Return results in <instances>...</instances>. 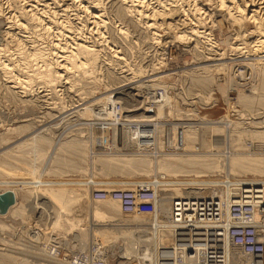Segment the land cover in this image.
<instances>
[{"label": "rangeland", "instance_id": "rangeland-1", "mask_svg": "<svg viewBox=\"0 0 264 264\" xmlns=\"http://www.w3.org/2000/svg\"><path fill=\"white\" fill-rule=\"evenodd\" d=\"M100 1H101V3L102 2L103 3L101 4L102 6L100 4H99L100 6L97 4L98 8L100 7L99 9H101V13L102 14H106V15L103 16V19H105L104 20L105 26L103 24V28L105 27L104 30H103V34H104V36H106L108 38V40L110 41L109 43H111V45L115 42L113 44V46H115L117 48V50H119V51H118V54H117L118 56L113 54L116 57H113L112 60H111V57L113 55H112V52H110L111 50L108 48L109 47L108 44L104 43L103 45H100L101 48H99V45H96V44H102L103 40H99L100 38L96 37L97 35H94L93 32H91V35H90L89 34L90 31L85 30V31L89 32V33L86 32V35L89 34L90 37L94 35L92 38H90V42L95 37L94 40L91 42V44H94V47L97 48V49H100V53H102V51H103L102 54H104V56L102 55L103 58L100 55V58H102V59L99 58L100 61L98 60L99 62H102V64L98 63V61H97V64H96L97 66L99 64V67H96L97 71H95V73H94V75L97 76V78L94 77L93 73L92 74H88V75H87V73L85 74V76L87 75L86 76L87 78L89 77V75L91 76V77H89V79L91 78L90 80L87 79L86 77H83L84 74H83L82 77L77 75V77L79 78V81L76 78V76H72V77L69 76L68 78L71 77L74 82L75 81L78 82V83L77 82L74 83L72 81L74 83V85L70 86L71 88H69V86H67V84H65L63 82H61L60 84L58 82V84H56L55 86H48V85L46 86V85H43V83L40 80L34 79L32 81V83H31V85H32L31 88L28 90L29 92L26 91V92L20 93L19 90H15L17 88L11 87L12 88L11 89L10 87H8L11 84L6 83L3 80L4 77L0 74V138L2 140H8V141H5V142L4 141L1 142V139H0V162L2 161L0 164H3V165L6 164V166H8V167H10L11 169L14 170V171L13 170H9L7 167L0 168V181L1 182L2 181H7L9 183L10 187H21V183H25V182L31 181V179L35 178V176L37 174L38 175L36 177L40 176L42 178V180L54 181V182L55 181L56 182H59V181H76L77 182V181H82V180L88 179V178H90L92 176H94L95 178L97 177V179H100V180H110V181L112 180V181L124 182V180H132V179L135 180L137 178L138 174H139L138 178L140 176H142V175H140V171L141 170H139V169H138L139 173H137L138 170L135 169L137 171L136 172L134 169H132V170H130V172H132L134 170L133 171L134 173L132 172L133 174L131 173V174L128 175L125 170L129 171L130 167H127V169H126V166H128V165H125V164H126V161H129L128 158L130 156H131V158L133 156H137V157L139 155L141 156V154H142V156H147L149 153H147V154L140 153L139 154V152H138V154L136 153V155H134V152H133V154H131L132 152H130L131 155L129 153H127V155L128 156L130 155V156L128 157L126 155L128 158L125 160L123 158L125 156H123V157L121 156V154L125 155L124 153H121L120 155L118 154L121 157H119L117 154L115 155L114 153H112V154L111 153H107L108 155L111 154V157H107L108 155L104 156V154H106V153L101 152V151L98 150L99 151V155L100 156L102 155L100 157L97 154V156L100 157V158H103V156H104V157H106V159L108 158L107 161L112 160V163H114L113 160L116 159L115 156H117L119 159L121 158L120 162H121V160L123 162V163H120L123 166L122 165L119 166L120 164H119V162L117 160L118 158H117L115 160V162L117 161L115 164L116 165L118 164L117 165V170H116L117 172L114 171V172H112V173H110L108 175L106 174V175H103V176H102L103 172H100V170L98 171L97 167H96V170H94V168H95L94 164L92 162H90L91 161L90 158H89L90 161H88V157L83 153V150H85V147L87 145H91V144L95 143L98 140H100L101 142L102 141L106 142L105 145L108 146L109 143L107 141H110V143H111L112 140H113V142H114L116 140L115 138H117V136L120 137V140H122L123 137H121V134L123 136V134H125L126 131L128 132V131H131V130H133V131L140 130V129L136 130L133 127H126V126L120 127V130H118V128H114L113 126H110L108 128V130H103L101 132V135L94 136V131L92 130L93 126H91V124L89 122L92 121V120H99V119L103 118L102 115H101V113H102L101 110L97 109V107L98 106H102V104L105 103V100L106 101H113L114 99L120 103V115H121L120 118H122V123L130 124L129 122H131V121H136V122H141V123L147 122L144 131H146V130L148 132L151 131L150 135L152 134L151 137H152V139H154V143L156 142L155 144H159V148L151 147L155 152H154V154H152V153L149 154L151 156H149V155L147 156V157H150V158H154V156L156 158V155L158 154L157 151L158 152H162V151H159V150H163V147H162V144H161V136H162V123L165 122V121L160 120L161 118H165L166 116H171V117L172 116H180V117H184L185 121H183V129L182 130L186 129V131H190V133H191V130L192 131L202 132L200 134L198 132H194L195 134L192 132V134H194L195 137L197 136V133H198L197 137H200V136H202L201 134L206 133V132H203V129H205L204 127L207 126L210 123H214L215 121H217V122L219 121L221 123H224V124H222L223 128H220L221 125L220 126L218 125L219 128L210 127L209 125H208L209 129L206 128L207 129L206 130L207 133L204 135V137H206V139L207 138L208 139L204 142V144L202 146L203 148L200 146L201 148L198 149V150H200L198 152H199V154L201 156L198 154L200 158L198 157V160H197L198 162L197 163H201L202 164V166H201V164H197L198 166L196 168L198 170L196 168H194L196 170H194L193 168L189 169L190 167L186 166L187 169H189V171L188 170H186V171H188V172L191 171V172L190 173L187 172L188 174L187 173L185 174V171L182 172L184 169H186V167L183 165L185 168L182 167L183 170L179 169V170H182V171L178 170V172H181V173H184V174L180 173L181 174L180 175L178 172H176V170H174V171H169V173L167 175L168 171L166 173H163L164 170H161L162 172L160 171V174H159L158 171L160 169L158 171H156L157 168H155V166H153V171H152V169H151L152 165H151L150 166V171L148 170L149 173H145V175L148 174L145 177H147V178L149 176H153L154 177V175L157 173V175H159L158 177L162 178V176H163V178L164 177H165V179L167 178L166 179L167 181H171V179H170L171 176L175 177V178H177L179 180L193 181V180H196V179L197 180L198 179L211 180V179H215V177L219 178L221 176L222 177L226 176L228 178H233V179L234 178H241L242 175L245 176V174L247 173L246 171L241 170V171H243V172H241L238 169H236V167L234 168L233 167L234 165H232L230 163L231 162L233 163L235 161L234 160L230 161L227 158L225 159V157H229V156H227L228 154H230V157H231V155L235 156L233 152L235 150H239V149H236V146H237L236 144H238V145L240 144L241 145V142H242L241 140H239L238 136H240L241 139H243V137H242L243 132H244V135L246 134V136H248V135H251V134L253 135L252 131H255L256 132L255 134H257V133H259V132L264 130V123H263L264 122V103H263L264 100H263V102L261 101L263 99L262 97H264V95H260V93L262 94V91L260 90L261 88L259 89L260 82H261V81L259 82V80H260V69H261V64H263V62H264L262 60L264 58V50H263L264 46L262 48L260 47L259 50H256V51L253 50L254 47H252V45H254L255 42H251L252 39L251 38L249 39V37L248 38L245 37L244 39H242L240 41H236L237 43H235L234 41H232V43H231V40H229V39L231 38V33L233 31L231 29H228V28H224V29L221 30V27L219 28V26L213 25L214 23L211 24L212 23L211 22V23H207V24H199V28L200 29H205L207 31H210L209 32L210 33L209 38H211V40L214 42V43H211L213 45H211V47H209V46H206L207 42H205V44L202 42L204 45L203 44H200V45H203V47H206V48L205 49H202V47L201 48H197L200 52L196 51V50H194V52H193V50L188 48V46H187L188 43H185V41L184 42H179V44H178V42L173 44L172 41H176V39L172 35H170L168 33V31H169L168 29H167L168 31L165 30V29H164L165 31H163L162 27L161 28H155V30L150 29V32H151L150 33L149 29H144L143 28L144 26L142 25V23L138 24V25H140L139 27L135 26V28H134L133 25H136L137 23L132 21L131 23H133V22L135 23V24L133 23V25H132L131 23H129L127 21L128 20L127 17L121 18L122 16L120 15V12H119L121 9L119 8V11H118V7H120V5H118V4H120V2L118 0H106V1L105 0H100ZM155 1L156 0H154V2ZM200 1L205 3V5L207 7L210 8V6H211V9L215 10L216 7L214 5H215L216 2L213 4V2L209 3L207 0H200ZM40 2H42V1H40ZM40 2L38 1V3H40ZM94 3H96V1H94ZM207 3H209V4H207ZM154 4H156V2ZM56 5L57 4H55V3H51L50 7H52V9H55V8H57ZM2 6H4L3 8H5L6 4H3ZM115 6H116L117 9L115 8ZM101 7L103 8V10H102ZM156 7H158V6L156 5ZM167 7H169V6H167ZM75 8L76 7H74L71 12L75 13V11H76L77 13H79V14H77V13L76 14L79 17H81L82 21H84V19L86 17L88 19V13H86L85 11L82 12V9H80V11H79V9H75ZM5 10L7 11L6 8H5ZM102 11H104V13ZM116 11L119 12V13H117ZM116 13L120 16L121 20H118L120 18L117 19L118 15ZM180 13H182V12H180ZM84 14H86V17L83 19L82 16H85ZM70 16L73 17V15H70ZM114 17H116V18H114ZM175 17L176 16H174L173 19H175V21H177V19H176L177 17L176 18ZM87 19H85L84 22H86L85 24H87L88 27H90L91 25H89L90 23H87V22H89V21H86ZM116 20L119 22L120 26H122V24H123L122 27H123V29H125L126 32L124 31V33H123L116 26V24L118 25V23H116L117 22ZM124 20H126L128 23L126 21H125L126 22L125 23ZM157 20H159V19H157ZM4 22H5L4 20L3 21L0 20V25H2V27L0 26L1 27L0 28V47L4 51V52L3 51L1 52L2 54H4V55H2V58L11 61V63L15 65L19 61L18 49L16 50L17 53L15 52V49L18 47V46L16 47L15 40L19 36H18V34L16 35V33H14V32H11V31L9 32L7 30V28H5L7 30L6 31L4 29V27L7 24H5ZM245 25H248L251 28L254 27L253 24L248 23L247 21L245 22ZM181 26L182 25L179 26V31H181L182 33H185V31L183 32V29H184L183 27L184 26H182V27ZM180 28L182 30H180ZM161 29H162V31L164 33L161 31ZM118 30H120L121 33H119ZM151 30L155 31L159 35V37H157V38L152 40L151 37L153 38V34H152L153 31H151ZM184 30H186V29H184ZM3 32H5L4 35H3ZM8 32L11 33V34L8 35L9 34ZM5 35H6V37H5ZM15 35H16V37H14ZM9 36H10V39H8ZM3 37H4V39H3ZM12 38H13L14 41L12 40ZM96 39H98V40L96 41ZM100 41H101V43H100ZM201 41H206V39L203 38L199 42H201ZM151 42H153L154 44L151 43ZM170 43H172V45H171L172 48H169L170 47V45H169ZM174 45H177V47H179L180 50L177 49V47H175ZM21 47H22V50L26 49V51H24L26 53H27V51L31 52L33 50V48H31L29 46V44H27L26 41H24V42L22 41L19 49H21ZM234 47H239V50H237V51L234 50ZM181 49H183V50H181ZM104 50H105V52L107 51V53H105ZM108 50H110L109 52L111 54L108 52ZM212 50L215 51V52H213ZM220 51L224 52V55H220L219 54ZM10 52L12 53V55H11ZM14 52H15V54H14ZM8 53H9V55H6ZM13 54H14V56H13ZM108 54H109V56L110 55H112V56L109 57ZM106 55H107V57H105ZM203 55L204 56L206 55V57H204ZM189 56H191V57L189 58ZM107 58H109V59H107ZM219 58H221V59H219ZM105 60H108V62L110 61L109 63H110V65H112V67L111 66L109 67L108 65H106L105 63H107V61L105 62ZM257 60H258V62H256ZM111 62H112V64H111ZM223 62L227 63L226 67H223V71L222 70L218 71V70L214 69L213 67H210L211 68V69L209 68L210 72L206 73V74H208L207 75L208 78H209V76H211L209 78V86H206V87L202 88L201 86H197V85H195L192 82L194 80L193 78L195 77L194 75H196L197 73L200 74V75L205 74L206 66H209V65H212V64L213 65L214 64H219V63H223ZM114 65H115L116 69L113 67ZM100 66H101V68H100ZM103 66H105V69L107 67L106 71H105ZM199 68H202L201 70H203V71L205 70V72H201V70L199 71ZM98 70H101V71L98 72ZM111 70H116V71H111ZM194 70H196V72ZM197 70H198V72H197ZM107 71L108 72L110 71L113 74H110V72L108 73ZM96 72L98 73L97 75H96ZM193 72H194V75L193 74L191 75V73H193ZM106 75H107V77H106ZM110 75H111V77L113 75L112 78H116V77L117 78L114 79V81H112L113 79L110 77ZM80 78L83 79V80H81ZM94 78H96V79H94ZM208 78H206V79H208ZM97 79H99V80L97 81ZM109 79H111L112 82ZM66 80H68V79H66ZM91 80H92V82H91ZM70 81H68V82H70ZM87 82L89 83V85H87L88 84ZM91 83H93L97 87H95L92 84L95 88L91 89V87H92V86H90ZM4 84L10 90L7 87H6L7 88L6 89L3 86ZM142 84L144 86L149 85L150 87L159 86L163 90L165 89V91L167 89H171V90H173V94L171 95V94H168L167 92H166V94H163V92H161L159 99L156 102H154L153 106L150 107V106H148L149 99H148V101L146 99L145 100V104H143L142 97L144 96L145 93L144 94L143 93L140 94L141 92L139 93V87L143 86ZM152 84H155V85L153 86ZM82 86H83L84 89L82 88ZM78 87H79V89H78ZM4 88H5V91H4ZM91 90H92V92H91ZM18 95H21V96H18ZM140 96H141V100H138L137 98L140 97ZM108 98H110V99L108 100ZM112 98H114V99H112ZM164 99H166V100H164ZM243 100H245V101H243ZM103 107L105 108V111H106L104 116L107 117V118L112 119V121H113V119H114L113 111L111 109H109L108 106H106V107L103 106ZM216 118H218V119H216ZM211 119H214V121L211 120ZM27 124H28V128H25L26 131H24L25 129L21 128V126L22 125H27ZM233 124H234V126H233ZM18 126H20V127H18ZM21 129H23V130H21ZM210 129H213V130L216 129L217 130V135L220 134V132H221L220 130H222L224 132V133L223 132H221V133L224 134L225 139H227V138L228 139L226 140V144H225L226 146H225V149L223 151H225V152L227 151L226 152L227 154L225 152H223V151H222L223 153L220 152V151H216L215 148H213L214 146H216L215 145L216 142L213 141L212 137L216 135V134H214V133H216V130L212 132V130H210ZM11 130H12V132H11ZM209 130L214 135L212 133H210ZM235 130L236 131L238 130L239 132L237 131L238 132L237 133ZM257 130H258V132H257ZM13 131H15L14 132L15 134L13 133ZM21 131H22V133H21ZM152 131H153V133H152ZM154 131H155V133H154ZM228 131L229 132L233 131V132L229 133ZM245 131H248V133H250V134L247 135V133H245ZM234 132H236L238 134L237 138H235V140L236 141H240V143L239 142L236 143L235 140H232L233 142L231 141V137L233 135H236V133H234ZM239 133H241V134H239ZM28 134H29V136H34L33 140H32V143L36 142L35 140H37V139L44 138L45 141L48 140V141H50V142H52L54 144H57V145H58V142L60 140V142H62V144H64L63 142L71 143L73 146H71V148H70L68 145H64V146H62L64 148L52 149V150H50V152L48 151L49 153L47 152L45 157H44V162L46 161L45 164L47 163L46 165L48 166L47 167L48 170H44V171L36 170V171H38V172H36V171H34V169H32L30 167L29 168H25V164L22 165L23 163H27V162L30 161V158L28 157L30 154H26V153H28V149H30V148H28L29 145L28 146L25 145L26 147H24L22 149L23 152H24V150L26 151V152H24V154L21 151L19 152L23 156H20L21 154H19V153L14 154V152L12 151V150H14V148H13L14 145H17L20 142L23 143V141L25 142V140H28L29 136H26ZM36 134H37V136H36ZM157 134H159V135H157ZM188 134H189V132H188ZM154 135H157L158 138H157V136H154ZM209 135H211L212 137L210 138ZM35 136H36V138H35ZM84 136H85V138H87L88 141H86V139L83 138ZM114 136H116V137H114ZM191 136H189V137H191ZM246 136H244V137H246ZM72 137H73V139H72ZM96 137H98V140L95 139ZM234 137H236V136H234ZM89 138H92L91 142H90L91 139H89ZM181 138H182L183 141H185V139H187L185 136H183V137L181 136ZM213 138H215V137H213ZM83 139H84V141H82ZM68 140H69V142H68ZM72 140L73 141L75 140V142H73ZM76 140L79 141V142H77ZM182 140H181V142H182ZM12 142H14V143L11 144ZM82 142L83 143L86 142L87 144L86 143L83 144ZM207 142H210V143H207ZM9 143L11 144L10 146H9ZM77 143L80 144L81 146L78 145ZM59 144H61V143H59ZM74 144H75V146H74ZM191 144L195 145L194 143H191ZM191 144H190V146H192ZM84 145H86V146L84 147ZM111 145L113 147L115 146L112 143L109 144L110 147H111ZM65 146L67 147L66 149H65ZM190 146H184V145L181 144L180 145V150L178 152L180 153L182 150L184 151V149L186 150L185 153L186 152L187 153L191 152L190 150H192V148ZM73 147H76L77 150L81 149V151H78L79 156H76L75 152H77V150H74L75 148L73 149ZM188 147H190V148H188ZM232 147L233 148L235 147L233 152L231 151L233 149ZM244 147L245 148L249 147L248 149H250V150H248V149L244 150L245 152L250 153V154H248V156L255 154V158L257 157L256 156L257 152L256 151H255L256 153H254V151L251 152V149L255 150V149H258V148H255L253 146H244ZM114 148L116 149L117 146L114 147ZM206 148L208 150L212 151L213 153L216 152L215 155L218 154V156L220 158L217 155H216L217 159L212 158L209 155V152H208V150ZM240 148L244 149L243 146L240 147ZM61 149L62 150L64 149V151H62ZM68 149H70V150H68ZM111 149H112V147H111ZM56 150H58V151H56ZM259 150H262V151L258 152V153H260L259 156L264 155V154H262L264 150L263 149H259ZM2 151L4 152V156H3ZM8 151L10 153L12 151L16 158H14L12 153L10 154ZM68 151H70V153L72 151V153L74 155L70 154ZM94 151H96L95 154L98 153L97 149H94ZM52 152H54V153H52ZM202 152H204V153H202ZM219 152L222 153V155ZM162 153L163 154L159 153V155H161V157L163 155V157H166V158L167 157L170 158V156H171V158H173V156H175V154H176V153L175 154L173 153V156H172V153L169 155V154H167L169 152H164V150H163ZM179 153H177L176 156ZM187 153L185 154L186 156H191V154H192V152L188 153V154ZM52 154L53 155L55 154L54 156H56V157L55 158L51 157V156H53ZM81 154H82V156H80ZM203 154H205V155H203ZM224 154H225V156H224ZM113 155H115V156H113ZM159 155H157V156L159 157ZM68 156H69L70 159L73 158V159H71V161L69 159V162H67L69 165L68 164L65 165V164L61 163V161L59 162V160H62V159H64L66 161L65 158H67V161H68ZM222 156H224V158H222ZM20 157H24V158H20ZM46 157H47L48 160L46 159ZM74 157H75V159H74ZM79 157H80V159H78ZM83 157H86V158H83ZM112 157H114V158L112 159ZM18 158H20V159H18ZM26 158H27V160H24ZM50 158L53 161H51ZM76 158L78 160H80V163H79L78 160H76ZM8 159H9V162H8ZM11 159H13V160L15 159V160L12 161ZM17 159L19 161L23 160V162L22 161L18 162ZM85 159H87V161H85ZM199 159H200V161H199ZM210 159H212V160H210ZM64 160H62V161H64ZM72 160L73 161L75 160V161L72 163ZM213 160H217V162L222 163L221 164L222 166L220 165L222 167L221 169L222 170L224 169L222 172H221V169L218 170L219 172L216 171L217 168L214 169V170L213 169H210V170L206 169L205 164H207V163L209 164V162L211 163V161L214 162ZM242 160L243 159H241L239 162L242 163V165H245V166H250L251 164L254 163V161L250 160L251 164H250V161L248 162L249 164H247L246 161H248L249 159H244L245 162L242 161ZM76 161H78V162L76 163ZM35 162H36L37 165L41 163L38 159H36ZM70 162L72 163L71 165H70ZM89 162L91 163V167H90V164H88ZM175 162H178V161H175ZM7 163H8V165H7ZM9 163H11V165H9ZM48 163L50 165H48ZM83 164H88L89 166L86 165V167H84ZM178 164L181 165V163H178ZM63 165H65V166H63ZM53 166L54 167L57 166V167L53 169ZM81 166H83L84 169H81L82 168ZM75 167H76V170H75ZM87 167H89V169L91 168L90 169V173L85 170V169L89 170ZM118 167L120 168L119 171H118V169H119ZM18 168L21 171H19ZM121 168H124L123 170H124L125 173L122 172L123 170ZM7 169H8L9 172L7 171ZM25 169L26 170L29 169L30 172H32V170H33V172H32L33 174L29 173V171L28 170L26 171ZM59 169H60V171H59ZM92 169H93V172L96 173V171H97L98 173L100 172L102 174H100V173L99 174L98 173L94 174V173L91 172ZM205 170H207V171H205ZM22 171H24V172H22ZM82 171H84V173H82ZM120 171L122 173H120ZM142 171H141V173L147 172V171H143V172ZM194 171H196V172L201 171V172H199V176L196 179H195V175H197L198 173L193 175ZM19 172H21V173H19ZM63 172H65V173H63ZM85 172H86V174H85ZM118 172H119V174H118ZM150 172H152L153 175L150 174ZM154 172H155V174H154ZM42 173H44V174L42 175ZM161 173H162V175H161ZM200 173H202V176H200L201 175ZM214 173L215 174L218 173L216 175H219L221 173V176L219 175V176H215L214 177L213 176ZM89 174L91 175L90 177L87 176ZM92 174H94V175H92ZM123 174H127V175H123ZM163 174H165V175H163ZM173 174H175V176ZM222 174L223 175L225 174V175L223 176ZM250 174H251V172L246 174L247 179L251 180L249 182H253V181L254 182H260V181L256 180V178L248 177V176H251ZM131 175H134V176H131ZM157 175H155V177H157ZM105 176H107V177H105ZM252 176H256L257 177L258 174L257 175L256 174H254V175L252 174ZM40 177H38V178H40ZM65 183L60 184L59 186L54 185L53 188L54 187L55 188L52 189L54 192H56V195L58 196V198H60V200L61 199H65V198H67L69 196H72V195H76V198H77L78 202H80L81 204L83 202L85 203V204L84 203L83 204H84V206L87 207L86 212H88V214H90L91 212L98 213L100 222L104 223L106 221V219H108L110 217V214H108L107 211H106L107 213L104 211V208L101 205L100 201L99 202H91L89 200V198L87 197L89 195L87 193L88 190H86L83 185H77V184L76 185L75 184L71 185L68 182H65ZM198 185L194 186V188L197 187V186L198 187H203V188H200V189H202L200 191H203V189L205 190L207 188V187L204 188L205 184L203 185V183H201V184L199 183ZM1 186L2 185L0 184V187ZM198 187L195 188V189H192V190L199 191ZM26 190H27V188L25 189L26 194L34 192V190L37 191L34 188H32L31 190H29V188H28V191H26ZM66 190L69 191V193L71 195H69V193L66 192ZM6 191L7 190H5L3 192H6ZM9 191H11V190H9ZM80 191H81V193H80ZM25 192H23V193H25ZM82 193H84L83 195H85V193L88 194V195H85V197H84V198H86L87 202H86L85 199H83V195H80ZM77 194L79 195V197H78ZM194 196H196V195H194ZM190 197L191 196H189V198ZM48 198H50V197H48ZM185 198H187V197H185ZM14 199H15V197H14ZM29 199L30 200H34L33 197H30V198H28L26 200H29ZM46 199L47 198H45L46 202L49 201L48 199L47 200ZM50 199H52V198H50ZM54 200H53V205L56 204V207L54 206L53 209L50 208V205H48V204L45 205V206H48V210H51V213H49L48 215H51L52 213H54V216H53V214L51 215L52 217L49 216L50 219L48 218V222L46 221V222L42 223V225L45 224L46 228L44 227V225H43V227L45 229H47L48 226H50V222H53L55 220V218H56V220L58 219V221H56V220L55 221L60 223L59 220H63L64 217H66L67 219L65 218L66 220L64 219L62 222L68 221L70 219L69 222H65L66 224H69L70 226H68V225L66 226L65 223H63L64 225L61 223L62 225L61 224L60 225L63 226L64 230L61 229L63 231L57 232L58 236H56V234H55V235H53V237L51 239H48L47 237L44 238L42 236H39L41 234L39 232H41V231H39V230L36 231V229L34 231L32 228H29V229H27L28 232L26 231V229L24 227L25 226L24 224L31 222L32 221L31 218L33 219V217L35 216V213L33 214L32 211H31L32 214L29 211L27 213L26 212L27 210L24 211V214L25 213L29 214V215H27L28 218H26L25 216L23 218L20 215L19 216L15 215V217H14V215H9L8 217L2 218V220L0 219L3 223H6L7 220H9L7 222V225L8 224L10 226L12 225V227L14 226L13 228H16V226H17L16 229H18L20 227V225H21V228L23 227L22 230H25L29 235L27 234L28 236L27 235L26 236H21L22 234L20 235V234L14 232L13 230H11L10 227H9L10 229L9 228L6 229V233H10V231H11V233H13V234H15L17 236L19 235V236H21V238L22 237L23 238L24 237L25 238L26 237L30 238L29 237L30 235L32 236L34 233L36 234L34 236L37 238L38 244L36 243L35 246L33 247L34 248L33 254L28 256L29 260H30V264H63L62 262H64L65 260H67V261H69L71 263V262L74 261V259H77L76 257H78V259L79 258L80 259H85L86 258L85 254L88 255L87 256L88 257L87 258V263H89V264H95V263L104 264L105 262H102L101 260L100 261H98V260L96 261V260H94L93 257H91L93 255V245H92V243L90 241V238L93 237V233L91 232V230L86 229V225H85V223L83 224V220H81V223H80V222H78L80 220L75 221L76 219L72 218V215L74 213L73 211L75 209V208L72 207L73 205L69 203V204H66V205L65 204L61 205V207H60V205L57 202V200H55V201ZM14 203H15V201L9 206V208ZM20 203H23V200H19V202H18V204H17V206L15 208L18 209L19 206L21 208H23V204H20ZM69 205L73 209H69L68 210L67 207L70 208ZM62 206H65V207H62ZM9 208H7L6 212L8 211ZM21 208H20V210H21ZM60 208L61 209L65 208V209L61 210ZM100 209H102V210H100ZM67 210L69 212H71V213L68 212L69 215L68 214L65 215V211L67 212ZM157 210H159V207L157 208ZM100 211H101V213H99ZM102 211L105 212L106 214L103 213ZM6 212L5 213H0V215L6 214ZM102 213L104 215H107V214L108 215L107 216H104V215L102 216ZM70 214H72L71 218L73 220H71V218H69ZM158 215H159V212H158ZM10 216H11V218H10ZM16 216H18L19 218H16ZM20 217L22 219H24V220L20 219ZM105 217H106V219H104ZM13 218H16V219L13 220ZM5 219H7V220L5 221ZM11 219H12V221H11ZM28 219H29V221H27ZM109 219L108 220L110 222L112 218H109ZM115 219L116 218H114L113 221ZM108 220H107V222H108ZM33 221H35V220H33ZM71 221H75V223L71 222ZM88 221H89V219H88ZM120 221L130 222L132 220L121 219ZM20 222H22V223H20ZM70 222H71V224H70ZM76 222H78V223H76ZM79 223H80V228H79ZM22 224L24 226H22ZM76 224H77V226H76ZM65 226H66V228H64ZM67 227H68V229H67ZM114 227L115 226H112L110 228H114ZM21 228H19V229H21ZM44 228H42V229H44ZM73 228H74V231L72 230ZM81 229H82V231H81ZM68 230L73 231V232H70ZM29 231H30V233H29ZM83 231H84V233H83ZM85 232H86V234H85ZM59 233L61 235L63 234L62 236H64V233H65L68 237L65 236V237H63L64 239L61 240L62 236H60ZM80 235L82 236L83 239H85V238L88 239L87 240L88 251L87 252L85 251L86 253L84 252V250H85V249H83L84 247L81 246L82 245V243H81L82 241H80V240L82 238H81ZM84 235L85 236L89 235V236L85 237ZM34 236H32L31 240L33 239ZM58 237L60 238L61 241L59 240ZM27 238L25 240L22 239V241L23 242L25 241L28 244H30V242H29L30 239H27ZM57 239L60 241L59 244H58L59 246L57 244H56L57 246L54 244L57 241ZM63 241H64V243H63ZM68 242H69V244L71 243V245L68 246L69 244H67L65 248H62ZM116 242H118V241H116ZM135 244H137V241L135 242ZM167 244H168V246L172 245V240H171L170 243H167ZM74 245H75V247H73ZM9 246L11 248H13V249H16L15 245H13V244H11ZM71 246L73 247V249H72ZM108 246L110 247L109 243L105 246L104 251L106 250V251H109L108 253H110V250H109ZM168 246H166V247H168ZM157 247L164 248L165 246H157ZM157 247H156V245H155V247L153 246V248H151V249H153V251L150 250L152 254L149 251L150 254H149V256H147L148 258H145L144 260L138 258L139 256L138 257L136 256L139 260L137 261V258H136L135 259L136 261H134V259H133L135 264H155L156 261H153V259H155V257H156L155 255H157L156 254L157 253V249H155ZM51 248H52V251L54 250V252H57V251H55V249L59 250L58 251V257L57 256L55 257V256H53L54 254H51V252H50ZM64 249H66V251ZM77 250H79L80 253ZM115 250L117 251L118 249H115ZM116 251H114V254H113L115 257L112 256L113 257V259H112L113 263H112V260H111L110 264H117V262L118 263L122 262L124 260L123 255L124 256H132V254H133L131 251H129V253L131 255L129 253L123 254L124 252L122 250H120V249H119L120 254H119V252H116ZM121 252H122V254H121ZM154 253H155V255H154ZM118 257H120V258H118ZM117 259H119V261ZM127 260L128 259H125L124 261H127ZM152 261H153V263H152ZM134 262L132 264H134ZM160 262H159L160 264H162V263L164 264L166 261L164 260V261H160ZM0 264H1V261H0ZM83 264H84V262H83ZM105 264H109V263L106 262Z\"/></svg>", "mask_w": 264, "mask_h": 264}, {"label": "bare ground", "instance_id": "bare-ground-1", "mask_svg": "<svg viewBox=\"0 0 264 264\" xmlns=\"http://www.w3.org/2000/svg\"><path fill=\"white\" fill-rule=\"evenodd\" d=\"M38 1L40 2V1H42V2H40V3H38ZM94 1H96V3H94ZM106 1V0H105ZM119 2H120V4H118V5H120V7H118V11H119V8L121 9L119 12H120V15L122 16L121 18H125V17H127L128 18V22L129 23H131L132 21H134L135 23H137L136 25H133V23H131L133 26H134V28H135V26L137 27H139L140 25H138V24H141L142 23V25L144 26L143 28L144 29H149V32H150V29H153V30H155V28H163V31H165V30H167L168 31V33L170 34V35H172L175 39H176V41H172V43L173 44H175V43H177L178 42V44H179V42H184L185 41V43H188V48L189 49H191V50H193V52H194V50H196V51H199L197 48H201L202 47V49H205L206 47H203V45L205 44V42H207L206 44V46H209V47H211V45H213V44H211V43H214L212 40H211V38H209V36H210V31H207V30H205V29H200L199 28V24H207V23H211V24H213V25H217V26H219V28L221 27V30L222 29H224V28H228V29H231L233 32L231 33V38L229 39V40H231V43H232V41H234L235 43H237L236 41H240V40H242V39H244L245 37H249V39L251 38L252 39V41L251 42H255L254 43V45H252V47H254V49L253 50H259L260 49V47L262 48L263 46H264V0H207L209 3H211V2H213V4L215 3V10L214 9H211V6H210V8L209 7H207L206 5H205V3H203V2H201L200 0H156L155 2H156V4H154L155 2H154V0L152 1V0H118ZM116 2V1H115ZM206 2V1H205ZM51 3H55V4H57L56 6H57V8H55V9H52V7H50V4ZM103 3V2H102ZM101 3V1L100 0H0V20H4L5 22V24H7L5 27H4V29L5 28H7V30L10 32H14V33H16V35L18 34V38H16V40H15V44H16V49H15V52L17 53V49H18V52H19V61H18V63L17 64H12L11 63V61H9V60H7V59H3L2 58V55H4V54H2L1 52L3 51V49L0 47V74L4 77V81L6 82V83H9V84H11L10 86H8V87H13V88H17V89H15V90H19V92L20 93H22V92H26V91H28L30 88H31V83H32V81L34 80V79H37V80H40L42 83H43V85H48V86H55L56 84H58V82H59V84L61 83V82H63V83H65V84H67V86H69V88H71L70 86H72V85H74V83H76L77 81H73L72 80V76H76V78L78 79V81H79V78L77 77V75L78 76H80V77H82L83 76V74H84V76L83 77H86L88 74H92L93 73V75H94V73H95V71H97V68L96 67H99V64H98V66L96 65L97 64V61L99 60L100 61V59H102L103 58V56H104V54H102L103 53V51H102V53H100V49H97V48H95L94 47V44H91V42L94 40V38L92 39V41L90 42V38H92L94 35H97L96 37H98V38H100L99 40H103V43L102 44H96V45H99V48H101L100 47V45H103L104 43H106V44H108V48L111 50H108V52L110 51V52H112V55L114 54V55H117L118 54V51L119 50H117V48L115 47V46H113V44L115 43H113L112 45H111V43H109L110 41L108 40V38L106 37V36H104V34H103V30H104V28H103V24H104V20L105 19H103V16L104 15H106V14H102L101 13V9H99L98 8V5L100 4H102ZM209 3H207V4H209ZM3 4H6V9H7V11L5 10V8H3L4 6H2ZM98 4V5H97ZM116 4V3H115ZM212 4V5H213ZM54 5V4H53ZM99 5V6H100ZM156 5L158 6V7H156ZM52 6V5H51ZM55 6V5H54ZM53 6V7H54ZM102 6V5H101ZM114 6V5H113ZM167 6H169V7H167ZM213 6V7H214ZM74 7H76L75 9H79V11H80V9H82V12L83 11H85L86 13H88V19H87V17H86V14H84L85 16H82L83 17V19L85 18V19H87L86 21H89V22H87V23H90L89 25H91L90 27H88V25L87 24H85L86 22H84L85 21V19H84V21H82V19H81V17H79L77 14H79V13H77L76 11H75V13H73V12H71L72 10H73V8ZM162 7V8H161ZM182 7V8H181ZM206 7V8H205ZM102 8V7H101ZM115 8H116V6H115ZM74 9V10H75ZM117 9V8H116ZM6 12H5V11ZM102 10H103V8H102ZM78 11V10H77ZM213 11V12H212ZM216 11V12H215ZM84 12V13H85ZM103 13H104V11H102ZM109 12V11H108ZM117 12V11H116ZM119 12H117V13H119ZM180 12H182V13H180ZM77 13V14H76ZM116 13V14H117ZM70 15H73V17H71ZM118 15V14H117ZM116 15V16H117ZM115 16V15H114ZM119 16V15H118ZM117 16V19L118 18H120V16L118 17ZM168 16V17H167ZM173 16V17H172ZM174 16H176L175 18L177 19V21H175V19H173L174 18ZM185 16V17H184ZM170 17V18H169ZM172 17V18H171ZM114 18H116V17H114ZM113 18V19H114ZM121 18L120 19H118V20H121ZM157 19H159V20H157ZM115 20V19H114ZM113 20V21H114ZM117 21V20H116ZM126 20H124V22H125ZM126 21V22H127ZM248 22V23H251V24H253L254 25V27L253 28H251V27H249L248 25H245V22ZM112 22V21H111ZM125 22V23H126ZM127 22V23H128ZM106 23V22H105ZM116 23H118V25L116 24V26L124 33V31H125V29H123V24H122V26H120V24H119V22L117 21ZM121 23V22H120ZM134 23V24H135ZM2 24V23H1ZM114 24V23H113ZM180 25H182V26H184L183 28L184 29H186V30H184L183 29V32L185 31V33H182L181 31H179V26ZM1 27H2V25H0ZM104 26H105V24H104ZM113 26V25H112ZM115 26V25H114ZM132 26V27H133ZM159 26V27H158ZM181 26V27H182ZM0 27V28H1ZM125 27V26H124ZM216 27V26H215ZM113 28V27H112ZM127 29V28H126ZM140 29V28H139ZM143 29V30H144ZM165 29V30H164ZM216 29V28H215ZM6 30V29H5ZM6 30V31H7ZM85 30H87V31H90V33L89 32H87V31H85ZM120 30H118V32L119 33H121V31ZM153 30H151V31H153ZM180 30H182L181 28H180ZM3 31V30H2ZM140 31V30H139ZM161 31H162V29H161ZM162 31V32H163ZM8 32V33H9ZM86 32L87 33H89L90 35H91V32H93L94 33V35L93 36H91L90 37V35L89 34H87L86 35ZM126 32V31H125ZM7 33V32H6ZM151 33V32H150ZM164 33V32H163ZM5 34V32H3V35ZM11 33H9L8 35H10ZM148 34V33H147ZM152 34H153V38L151 37V39L153 40V39H155V38H157V37H159V35L155 32V31H153L152 32ZM7 35V34H6ZM6 35H5V37H6ZM16 35L14 36V37H16ZM125 35V34H124ZM123 35V36H124ZM168 35V34H167ZM127 36V35H126ZM148 36V35H147ZM151 36V35H150ZM166 36V35H165ZM169 37V36H168ZM124 38V37H123ZM203 38H205L206 39V41H201V42H199L201 39H203ZM3 39H4V37H3ZM2 39V40H3ZM8 39H10V36H9V38ZM15 39V38H14ZM147 39V38H146ZM12 40H13V38H12ZM98 39H96V41H97ZM14 41V40H13ZM22 41L24 42V41H26L27 42V44H29V46L31 47V48H33V50L31 51V52H28L27 51V53L26 52H24V51H26V49L25 50H22V47H21V49H19L20 48V45H21V43H22ZM156 41V40H155ZM154 41V42H155ZM158 41V40H157ZM204 44H203V43ZM11 43V42H10ZM45 43V44H44ZM96 43V42H95ZM98 43V42H97ZM100 43H101V41H100ZM151 43H153V42H151ZM172 43H170L169 45H170V47L169 48H172ZM154 44V43H153ZM177 44V45H178ZM181 44V43H180ZM200 44H203V45H200ZM246 44V43H245ZM177 45H174L175 47H177ZM250 45V44H249ZM132 46V45H131ZM186 46V47H187ZM15 47V46H14ZM29 47V48H30ZM106 47V46H105ZM30 48V49H31ZM107 48V49H108ZM152 48V47H151ZM215 48V47H214ZM233 48V47H232ZM163 49V48H162ZM177 49H179V47H177ZM210 49V48H209ZM212 49V48H211ZM217 49V48H216ZM215 49V50H216ZM29 50V49H28ZM180 50V49H179ZM181 50H183V49H181ZM214 50V49H213ZM212 50V51H213ZM234 50H239V47H234ZM264 50V49H263ZM7 51V50H6ZM14 51V50H13ZM12 51V52H13ZM30 51V50H29ZM160 51V50H159ZM203 51V50H202ZM209 51V50H208ZM207 51V52H208ZM218 51V50H217ZM4 52V51H3ZM15 52H14V54H15ZM104 52H105V50H104ZM109 52V53H110ZM134 52V51H133ZM139 52V51H138ZM147 52V51H146ZM200 52V51H199ZM213 52H215V51H213ZM11 53V52H10ZM105 53H107V51L105 52ZM235 53V52H234ZM14 54H13V56H14ZM111 54V53H110ZM219 54L220 55H224V52H222V51H220L219 52ZM6 55H9V53L8 54H6ZM11 55H12V53H11ZM100 55L102 56V58H100ZM112 55H110V56H112ZM112 56L111 57V60H112V58L113 57H116V56ZM153 55V54H152ZM16 56V55H15ZM108 56H109V54H108ZM109 56V57H110ZM118 56V55H117ZM142 56V55H141ZM204 56V55H203ZM5 57V56H4ZM105 57H107V55L105 56ZM191 56H189V58H190ZM204 57H206V55L204 56ZM209 57V56H208ZM9 58V57H8ZM100 58V59H99ZM211 58V57H210ZM16 59V58H15ZM107 59H109V58H107ZM217 59V58H216ZM219 59H221V58H219ZM17 60V59H16ZM124 60V59H123ZM194 60V59H193ZM263 61H264V58L262 59ZM98 61V63H101L102 64V62H99ZM107 61V63H105L106 65H108L109 67L111 66L112 67V65H110V61L108 62V60H105V62ZM114 61V60H113ZM157 61V60H156ZM159 62V61H158ZM256 62H258V60L256 61ZM14 63V62H13ZM162 63V62H161ZM100 64V65H101ZM111 64H112V62H111ZM114 64V63H113ZM118 65V64H117ZM151 65V64H150ZM226 65H227V63H225V62H223V63H219V64H212V65H209V66H206V72H205V70L203 71V70H201L202 68H199V71L201 70V72H205V74L207 73V72H210V70H209V68L210 67H213L214 69H216V70H218V71H223V67H226ZM155 66V65H154ZM153 66V67H154ZM104 67V69H105V66H103ZM115 69H116V67H115V65L113 66ZM122 67V66H121ZM100 68H101V66H100ZM111 69V68H110ZM109 69V70H110ZM121 69V68H120ZM204 69V68H203ZM211 69V68H210ZM102 70V69H101ZM101 70H98V72L99 71H101ZM107 70V67H106V69H105V71ZM118 70V69H117ZM111 71H116V70H111ZM123 71V70H122ZM121 71V72H122ZM152 71V70H151ZM195 72H196V70H194ZM108 72V71H107ZM110 72V71H109ZM108 72V73H109ZM120 72V73H121ZM197 72H198V70H197ZM87 73V75L85 76V74ZM200 73V72H199ZM98 73L96 72V75H97ZM105 74V73H104ZM107 74V73H106ZM110 74H113V73H111L110 72ZM117 74V73H116ZM194 75V72L193 73H191V75ZM196 74V73H195ZM198 74V73H197ZM194 75L195 77L192 79L193 81V83L195 84V85H197V86H201L202 88L203 87H206V86H209V78L211 77V76H209V78H208V74H203V75H200V74H198V75ZM210 74V73H209ZM115 75V74H114ZM1 76V77H2ZM69 76H71L70 78H68ZM89 77H91L90 75H89ZM89 77L87 78V79H89ZM94 77H96L97 78V76H95L94 75ZM106 77H107V75H106ZM110 77H111V75H110ZM112 77H113V75H112ZM111 77V78H112ZM116 77V76H115ZM96 78H94V79H96ZM117 78V77H116ZM116 78H112L113 80L112 81H114V79H116ZM192 78V77H191ZM206 78H208V79H206ZM66 79H68V80H66ZM81 79V78H80ZM91 79V78H90ZM89 79V80H90ZM93 79V78H92ZM62 80V81H61ZM71 80V81H70ZM81 80H83V79H81ZM80 80V81H81ZM85 80V79H84ZM99 79H97V81H98ZM101 80V79H100ZM110 81H111V79H109ZM68 81H70V82H68ZM74 83H73V82ZM96 81V80H95ZM111 81V82H112ZM116 81V80H115ZM120 81V80H119ZM118 81V82H119ZM122 81V80H121ZM261 81V82H260ZM4 82V83H5ZM39 82V81H38ZM72 82V83H71ZM91 82H92V80H91ZM259 82H260V86H259V89L262 91V94L260 93V95H264V62H263V64H261V69H260V80H259ZM78 83V82H77ZM88 83V82H87ZM94 83V82H93ZM93 83H91L90 84V86H92L91 87V89L93 88H95V87H97L96 85H94ZM114 83V82H113ZM192 83V84H193ZM211 83V82H210ZM84 84V83H83ZM95 86H93V85ZM105 84V83H104ZM193 84V85H194ZM8 85V84H7ZM87 85H89V83L87 84ZM86 85V86H87ZM143 85V84H142ZM153 86L155 85V84H152ZM157 85V84H156ZM5 88L7 87L5 84L3 85ZM2 86V87H3ZM144 86V85H143ZM149 86V85H148ZM196 86V87H197ZM7 87V88H8ZM105 87V86H104ZM156 86H154V87H150L151 89H153V88H155ZM5 88H4V91H5ZM6 88V89H7ZM68 88V89H69ZM82 88H83V86H82ZM9 89V88H8ZM12 89V88H11ZM78 89H79V87H78ZM84 89V88H83ZM108 89V88H107ZM10 90V89H9ZM149 91V90H148ZM9 92V91H8ZM17 92V91H16ZM29 92V91H28ZM91 92H92V90H91ZM116 92V91H115ZM4 93V92H3ZM129 93V92H128ZM18 94V93H17ZM77 95V94H76ZM116 95V94H115ZM18 96H21V95H18ZM163 96V95H162ZM165 96V95H164ZM77 97V96H76ZM107 97V96H106ZM167 97V96H166ZM261 97V96H260ZM17 98V97H16ZM115 98V97H114ZM114 98H112V99H114ZM163 98V97H162ZM165 98V97H164ZM253 98V97H252ZM263 99L261 100L262 102H263V100H264V97H262ZM18 99V98H17ZM20 99V98H19ZM110 98H108V100H109ZM247 99V98H246ZM250 99V98H249ZM258 99V98H257ZM104 100V99H103ZM115 100V99H114ZM113 100V101H114ZM164 100H166V99H164ZM169 100V99H168ZM259 100V101H260ZM7 101V100H6ZM106 101V100H105ZM116 101V100H115ZM243 101H245V100H243ZM252 101V100H251ZM106 102H109V101H106ZM31 103V102H30ZM264 103V102H263ZM28 104V103H27ZM91 105V104H90ZM90 107V106H89ZM106 107V106H105ZM98 108V107H97ZM84 112V111H83ZM49 114V113H48ZM231 119V118H230ZM67 120V119H66ZM214 121V120H213ZM201 122V121H200ZM215 122H217V121H215ZM214 122V123H215ZM219 122V121H218ZM258 123V122H257ZM264 123V122H263ZM203 124V123H202ZM204 125V124H203ZM210 127H214V125H213V123H210V124H208ZM203 126L205 129H203V132H206L207 133V129L206 128H208L209 129V126ZM260 125V124H259ZM69 126V125H68ZM76 126V125H75ZM233 126H234V124H233ZM18 127H20V126H18ZM202 127V128H203ZM21 128H28V124L27 125H22L21 126ZM215 128H219V126H216ZM220 128H223L222 126L220 127ZM191 129V128H190ZM14 130V129H13ZM21 130H23V129H21ZM47 130V129H46ZM153 130V129H152ZM205 130V131H204ZM210 130H212V132L213 131H215L216 129H210ZM210 130H209V132H210ZM228 130V129H227ZM233 130V129H232ZM10 131V130H9ZM24 131H26V129L24 130ZM78 131V130H77ZM221 132H223L222 130H220ZM230 131V130H229ZM228 131V132H229ZM236 131V130H235ZM238 131V130H237ZM236 131V132H237ZM250 131V130H249ZM11 132H12V130H11ZM15 131H13V133H14ZM151 132V131H150ZM150 132H148L147 130L146 131H144L143 132V134L142 135H144V136H146V137H151V135H150ZM188 132H189V134H188ZM192 132L194 133V132H198V131H192L191 130V133H190V131H186V129L185 130H182V134H181V136L183 137V136H185L187 139H185V141H183L182 140V138H181V140H182V142H181V144L182 145H184V146H190V144L191 143H194L195 145H192V146H190L191 148H192V150H190L191 152H192V154H191V156H186L185 154L187 153H185V149H184V151L182 150L180 153L182 154H180L179 152V154L176 156V154H175V156H173V153H172V156H173V158H171V156H170V158H166V157H163V155H162V157H161V155H159V153L160 154H163L162 152H163V150H159V151H162V152H158L157 150V155H159V157L156 155V158H155V156H154V158H150V157H147L149 154H151V153H149L147 156H142V154H141V156L139 155L138 157L137 156H133L132 158H131V154H133V152L128 156L127 155V153L128 152H124V154L125 155H122L121 153H117V155L119 154H121V156L123 157V156H125V157H123L125 160L128 158V160L129 161H126V164L125 165H128V166H126V169H127V167H130L129 168V171L128 170H125L126 171V173L129 175V174H131L135 169L136 170H143V171H147V172H143V173H141V171H140V175H142V176H140L139 178H138V176H139V174H138V176H137V178L135 179V180H133L132 179V181H137V182H143V183H151L153 186H155V193H156V196H157V208L159 207V210H157V212H156V216H155V220L150 224H146V223H144L141 219H138V218H136V217H132V216H128V215H124V214H121L120 212H119V210H118V207H117V204L114 202V201H100L101 202V205L103 206V208H104V211L106 212H108V214H110V217L109 218H112L111 219V221L109 222V220L108 219H106V217L104 218V219H106V221L104 222V223H102V222H100L99 221V215H98V213H93V212H91L90 214H88V212H86V210H87V207L86 206H84V204L82 203H80V202H78V200H77V198H76V195H72V196H69V195H71L70 193H69V191H67L66 190V192H68L69 193V197H67V198H65V199H61L60 200V198H58V196L56 195V192H54L52 189H54L53 188V186L54 185H57V186H59L60 184H63V183H65V182H68V183H70L71 185H73V184H77V185H83L84 187H85V189L86 190H88V194H89V186L91 185V184H93V183H97V182H107V181H110V180H100V179H97V177L95 178L94 176H92V177H90L91 175L89 174V175H87V176H89L90 178H88V179H85V180H82V181H59V182H54V181H45V180H42V178L40 177V176H38V177H40V178H38V177H36L35 176V178H32L31 179V181H29V182H25V183H21V187H10V185H9V183L7 182V181H0V184L2 185L1 187H0V193H2L3 191H5V190H7L6 192H10V194L12 195V200H11V202L5 207V209L2 211V212H0V213H5L6 212V210H7V208H9V206L15 201V203L8 209V211L6 212V214H2V215H0V219L2 220V218H4V217H8L9 215H14V217H15V215H20L21 217H23L24 218V216L26 217V218H28V216L27 215H29V214H24V211H26L27 213H28V211L29 212H33V214L35 213V216L33 217V219L31 218V222H29V223H26V224H22V226H24L25 227V229H26V231H27V229H29V228H32L34 231H35V229H36V231H41V232H39V233H41L39 236H42V237H47L48 239H51L52 237H53V235H55L56 234V236H58L57 234V232H60V231H63L64 229H63V226H61L63 223H65V222H69L70 221V219L68 220V221H65V222H62L66 217H64L63 218V220H59L60 221V223L59 222H56V221H58V219L56 220V218H55V220L53 221V222H50V226H48V228L47 229H45L46 227H45V224H43L44 225V227H43V225H42V223L43 222H48V218H49V216H51L52 214H53V216H54V213H52L51 215H48L49 213H51V210H48V206H45V205H50V208H54V206L56 207V204L55 205H53V200L55 199V200H57V202L59 203V205H60V207H61V205H66V204H72L73 206V208H75L74 209V213H73V215L72 214H70V217L69 218H71V215H72V218L73 219H76L75 221H77V220H80V221H78V222H80L81 223V220H83V224L85 223V225H86V229H88V230H91V232L93 233V237H91L90 238V241H91V243H92V245H93V255L91 256V257H93L94 258V260H98V261H102V262H108L109 264H110V262H111V260L113 259V257L112 256H114L113 254H114V251H116L115 249H118L116 252H119V249L120 250H122L124 253L123 254H127V253H129V251H131L133 254H132V256H124L123 255V258H124V260L125 259H128L127 261H122V262H117V264H132L134 261H136L135 259L138 257V258H140V259H142V260H144L145 258H148L147 256H149V254L151 253V251H153V249H151V248H153V246L155 247V245L156 246H168V244L167 243H170L171 242V240H172V233H171V229H170V227L168 226V223H167V212H168V203H169V200L171 199V198H173V197H187V198H189V196H193V197H202V196H205V195H207V194H209L211 191H214L215 190V188L213 189V188H209V184H211L212 182H214V179H211V180H204V179H196L198 176H199V172H201V171H199V172H196V171H194L193 173V175H195V174H197V175H195V179L196 180H193V181H188V180H179V179H177V178H175V177H170V179H171V181H167L166 179H165V177L163 178V176H162V178H160V177H158L159 175H157V173L155 174V172H154V174L155 175H157V177H155V175H154V177L153 176H149L148 178L147 177H145L146 175H148V174H146L145 175V173H149V171H150V166H151V169H152V171H153V166H155V168H157V170L156 171H158L159 169V174H160V171L161 170H164L163 171V173H166L167 171V175H168V173H169V171H174V170H176V172H178V170L179 169H182L183 170V168H185L186 166L187 167H190L189 169H191V168H196L198 165L197 164H201V163H197L198 161V157H199V152L198 151H200V150H198L199 148H201L202 146H203V144H204V142L208 139H206V137H204V135L206 134V133H204V134H201L202 136H200V137H197L198 136V133L200 134V133H202V132H198L197 133V136L195 137V133L194 134H192ZM212 132H210V133H212ZM233 131H231V132H229V133H232ZM236 132H234V133H236ZM239 132V131H238ZM237 132V133H238ZM243 132V131H242ZM251 132V131H250ZM257 132H258V130H257ZM18 133V132H17ZM20 133V132H19ZM21 133H22V131H21ZM152 133H153V131H152ZM154 133H155V131H154ZM158 133V132H157ZM219 133V132H218ZM224 133V132H223ZM236 133V135H231L232 137H231V141L232 140H235V138H237V134ZM245 133H247V135L248 134H250V133H248V131H245ZM252 133H253V135L251 134V135H248V136H246V134L244 135V132H243V134H242V137H243V139H241V137L240 136H238L239 137V140H241L242 142H241V145L243 146V148L244 149H242V148H240V147H242L240 144L238 145V144H236V143H240V141H236L235 140V144L238 146H236V149H239V150H235L234 151V149H235V147L231 150L233 153H234V155L235 156H233V155H231V157H230V154H228L227 156H229V157H225V159L227 158V159H229L230 161H235V162H231L230 164H232V165H234L233 167L235 168L236 167V169H238L239 171H241V170H244V171H246L247 173H249V172H251V176H248V177H253V178H256V180H258V181H262V182H264V155H262V154H264V151H263V153L261 154L262 156H259L260 155V153H258V152H260V151H262V150H259V149H263L264 150V130L263 131H261V132H259V133H257V134H255L256 132L255 131H252ZM15 134V133H14ZM137 131H133V130H131V131H126V133L125 134H123V136H122V134H121V137H123V139L122 140H120V137H118L117 136V138H115L116 140L113 142V140H112V144L113 145H115L114 147H116L119 143H120V145L122 146V145H124V144H126V141H129V140H131V141H134V140H136V138L135 137H137ZM192 136H191V135ZM213 134V133H212ZM214 134H216L217 135V130H216V133H214ZM213 134V135H214ZM239 134H241V133H239ZM39 135V134H38ZM157 135H159V134H157ZM157 135H154V136H157ZM191 136V137H189V136ZM215 135V136H216ZM219 135V134H218ZM217 135V136H218ZM246 136V137H244V136ZM26 136H29V134L28 135H26ZM36 136H37V134H36ZM36 136H35V138H36ZM44 136V135H43ZM234 136H236V137H234ZM25 137V136H24ZM23 137V138H24ZM33 137L34 136H29V138H28V140H25V142L23 141V143L22 142H20V143H18L17 145H14V150H12L13 152H14V154H17V153H19L20 151L21 152H23L22 151V149L24 148V147H26L25 145H29L28 146V148H30V149H28V153H26V154H30L28 157L30 158V161L29 162H27V163H23L22 165H24L25 164V168H32V169H34V171H36V170H38V171H44V170H48V166L45 164V162H44V157H45V155H46V153L49 151L50 152V150H52V149H60V148H64V147H62V146H64V145H68L70 148H71V146H73L71 143H65V142H63L64 144H62V142H60V140H59V142H58V145L57 144H54V143H52V142H50V141H45L44 140V138H40V139H37V140H35L36 142H33L32 143V140H33ZM94 137V136H93ZM114 137H116V136H114ZM208 137V136H207ZM209 137L211 138V135H209ZM39 138V137H38ZM83 138H85V136L83 137ZM157 138H158V136H157ZM227 138V137H226ZM230 138V137H229ZM1 139V138H0ZM5 139V138H4ZM22 139V138H21ZM64 139V138H63ZM71 139V138H70ZM72 139H73V137H72ZM75 139V138H74ZM82 139V138H81ZM86 139V141H88L87 140V138H85ZM89 139H91L90 140V142L92 141V138H89ZM95 139H97L98 140V137H96ZM156 139V138H155ZM160 139V138H159ZM213 139V138H212ZM215 139V138H214ZM213 139V140H214ZM228 139V138H227ZM226 139V140H227ZM18 140V139H17ZM23 140V139H22ZM50 140V139H49ZM79 140V139H78ZM158 140V139H157ZM216 140V139H215ZM215 140H214V142H215ZM230 140V139H229ZM2 141H8V140H2L1 139V142ZM16 141V140H15ZM71 141V140H70ZM73 141V140H72ZM77 141V140H76ZM81 141V140H80ZM82 141H84V139L82 140ZM99 141V140H98ZM106 141V140H105ZM67 142V141H66ZM68 142H69V140H68ZM73 142H75V140L73 141ZM77 142H79V141H77ZM97 142V141H96ZM109 144H111L110 143V141H107ZM150 142L152 143L151 144V147H154V148H159V144H155L154 143V139H152V137H151V139H150ZM158 142V141H157ZM211 142V141H210ZM210 142H207V143H210ZM233 142V141H232ZM14 142H12L11 144H13ZM56 143V142H55ZM59 143H61V144H59ZM83 143V142H82ZM81 143V144H82ZM84 143H86V142H84ZM83 143V144H84ZM106 143V142H105ZM107 143V144H108ZM159 143V142H158ZM10 143H9V146L11 145ZM78 144V143H77ZM82 144V145H83ZM87 144V143H86ZM109 144H108V146H109ZM206 144V143H205ZM24 145V146H23ZM78 145H80V144H78ZM77 145V146H78ZM216 145V144H215ZM23 146V147H22ZM74 146H75V144H74ZM81 146V145H80ZM86 145H84V147H85ZM201 146V147H200ZM234 146V145H233ZM244 146H253V147H255V148H258V149H251V152H253L254 151V153H256V158H255V154H253V155H250V156H248V154H250V153H248V152H245L244 150H247L249 147H244ZM22 147V148H21ZM83 147V148H84ZM111 147H113L112 145H111ZM113 147V148H114ZM183 147V146H182ZM190 147H188V148H190ZM6 148V147H5ZM67 147L65 146V149H66ZM75 148V149H74ZM82 148V149H83ZM94 147H93V145L91 144V145H87L86 147H85V150H83V153L88 157V161H90V162H92L93 164H94V166H95V168H94V170H96V167H97V169H98V171L100 170V172H103V174L102 173H100V174H102V176L103 175H108V174H110V173H112V172H114V171H116L117 170V165L115 164L116 162H115V160L118 158L117 156H115V155H113V156H115L116 157V159H114L113 160V162L114 163H112V160H110V161H107V159H106V157H104V156H107L108 154L106 153V154H104V156H103V158H100L101 156L99 155V151L97 150V152L98 153H96L95 154V152L96 151H92V149H93ZM118 148V147H117ZM116 148V149H117ZM203 148V147H202ZM7 149V148H6ZM26 149V148H25ZM73 149L74 150H77L76 149V147H73ZM96 149V148H95ZM115 149V148H114ZM152 149V148H151ZM207 149V148H206ZM27 150V149H26ZM62 150V149H61ZM60 150V151H61ZM68 150H70V149H68ZM72 150V149H71ZM153 150V149H152ZM208 150V149H207ZM214 150V149H213ZM248 150H250V149H248ZM258 150V151H257ZM11 151V153H12V155L14 156V154H13V152ZM56 151H58V150H56ZM62 151H64V149L62 150ZM61 151V152H62ZM78 151H81V149L80 150H77V152H75V154H76V156H79V154H78ZM215 151V150H214ZM256 151V152H255ZM6 152V151H5ZM9 152V151H8ZM16 152V153H15ZM24 152H26L25 150H24ZM24 152H23V154H24ZM48 152V153H49ZM55 152V151H54ZM54 152H52V153H54ZM66 152V151H65ZM69 153H70V151H68ZM154 150H153V153L152 154H154ZM164 152H166V151H164ZM191 152H188V153H191ZM208 152H209V155L212 157V158H214V159H217V156H218V154H216L215 155V153H213L212 151H210V150H208ZM220 152H222V151H220ZM219 152V153H220ZM223 152H225V151H223ZM222 152V153H223ZM227 152V151H226ZM225 152V153H226ZM231 152V153H232ZM2 153H3V156H4V152L2 151ZM10 153V152H9ZM10 153V154H11ZM68 153V154H69ZM187 153V154H188ZM202 153H204V152H202ZM207 153V152H206ZM222 153H220L221 155H222ZM229 153V152H228ZM6 154V153H5ZM19 154H21V153H19ZM51 154V153H50ZM70 154H73L72 153V151H71V153ZM78 154V155H77ZM97 154L100 156V157H98L97 156ZM112 154V153H111ZM111 154H109L107 157H111ZM138 154V153H137ZM140 154V153H139ZM144 154H147V153H144ZM156 154V153H155ZM167 154H171L170 152L169 153H167ZM199 154V155H198ZM227 154V153H226ZM11 155V156H12ZM53 155V154H52ZM55 155V154H54ZM51 156V157H56V156ZM74 155V154H73ZM72 155V156H73ZM97 157H96V156ZM118 155V156H119ZM128 157H127V156ZM134 155H136V153L134 152ZM203 155H205V154H203ZM19 156V155H18ZM20 156H23L22 154L20 155ZM71 156V155H70ZM80 156H82V154L80 155ZM84 156V155H83ZM121 156H119V157H121ZM149 156H151V155H149ZM153 156V155H152ZM201 156V155H200ZM224 156H225V154H224ZM224 156H222V158H224ZM6 157V156H5ZM8 157V156H7ZM61 157V156H60ZM59 157V158H60ZM135 157V158H134ZM176 159H175V158ZM208 157V156H207ZM219 157V156H218ZM9 158V157H8ZM14 158H16L15 156H14ZM20 158H24V157H20ZM20 158H18V159H20ZM28 158V159H29ZM53 158V159H54ZM63 158V157H62ZM65 158V157H64ZM83 158H86V157H83ZM89 158H90V160H89ZM105 158V159H104ZM114 157H112V159H113ZM122 158V159H123ZM200 158V157H199ZM220 158V157H219ZM17 159V160H18ZM36 159H38L41 163L40 164H36V162H35V160ZM46 159H47V157H46ZM66 159V161L64 160V159H62V160H64V161H62V160H59V162L61 161V163H63V164H68L67 162H69V156H68V161H67V158H65ZM71 159H73V158H71ZM71 159H70V161H71ZM74 159H75V157H74ZM78 159H80V157L78 158ZM77 158H76V160H78ZM111 159V158H110ZM121 159V158H120ZM120 159L118 158L117 160H118V162H119V164L120 163H123L122 162V160H121V162H120ZM241 159H243L242 161H244V159H249L248 161H246L247 162V164H249L248 162L250 161V160H252V161H254V163L253 164H251V161H250V166H245V165H242V163H240L239 161L241 160ZM12 161H14L13 159H11ZM24 160H27V158L26 159H24ZM48 160V159H47ZM50 160H51V158H50ZM95 160V161H94ZM210 160H212V159H210ZM4 161V160H3ZM20 161H22L23 162V160H20ZM19 160H18V162H20ZM51 161H53V160H51ZM50 161V162H51ZM56 161V160H55ZM75 161V160H74ZM73 160H72V163L74 162ZM79 161V163H80V160H78ZM78 161H76V163L78 162ZM82 161V160H81ZM84 161V160H83ZM85 161H87V159H85ZM175 161H178V162H175ZM199 161H200V159H199ZM214 162H212L211 161V163L209 162V164L207 163V164H205V167H206V169L208 170H210V169H216L217 168V170L216 171H218V170H220L222 167V163H219V162H217V160H213ZM2 162V161H1ZM0 162V163H1ZM5 162V161H4ZM8 162H9V159H8ZM58 162V163H59ZM66 162V163H65ZM88 163V164H90V167H91V163ZM245 162V161H244ZM243 162V163H244ZM16 163V162H15ZM60 163V164H61ZM71 162H70V165L72 164ZM75 163V164H76ZM82 163V162H81ZM86 163V162H85ZM130 163V164H129ZM178 163H181V165H179ZM219 163V164H218ZM224 163V162H223ZM18 164V163H17ZM21 164V163H20ZM54 164V163H53ZM56 164V163H55ZM74 164V165H75ZM88 164H83L84 165V167H86V165H88ZM92 164V165H93ZM245 164V163H244ZM7 165H8V163H7ZM9 165H11V163H9ZM19 165V164H18ZM21 165V166H22ZM48 165H50L49 163H48ZM65 165H63V166H65ZM69 165V164H68ZM122 164H120L119 166H121ZM130 165V166H129ZM185 167H184V166ZM204 165V164H203ZM221 165V166H220ZM58 166V165H57ZM56 166V167H57ZM89 166V165H88ZM123 166V165H122ZM181 166V167H180ZM201 166H202V164H201ZM200 166V167H201ZM2 167H7L9 170H13V169H11L10 167H8V166H6V164H0V168H2ZM16 167V166H15ZM56 167H54L53 166V169L54 168H56ZM68 167V166H67ZM82 168L81 169H84V167L83 166H81ZM93 167V166H92ZM125 167V166H124ZM180 167V168H179ZM183 167V168H182ZM187 167H186V169H184L183 171L182 170H179V171H182V172H184L185 171V174L189 171V169H187ZM23 168V167H22ZM73 168V167H72ZM80 168V167H79ZM88 169H89V167H87ZM119 168V167H118ZM219 168V169H218ZM8 169H7V171H8ZM15 169V168H14ZM62 169V168H61ZM91 169V168H90ZM90 169L89 170H87V169H85L86 171H88L89 173H90ZM122 170L124 169V168H121ZM132 169H134L132 172H130V170H132ZM197 169V168H196ZM196 169H194V170H196ZM17 170V169H16ZM18 170L19 171H21L19 168H18ZM26 170V169H25ZM28 171H29V169H27ZM26 170V171H27ZM58 170V169H57ZM73 170V169H72ZM75 170H76V167H75ZM120 170V168L118 169V171ZM135 170V171H136ZM139 170H138V172L137 173H139ZM149 170V171H148ZM186 170H188V171H186ZM198 170V169H197ZM207 170H205V171H207ZM224 170V169H223ZM222 169H221V172L223 171ZM6 171V172H7ZM14 171V170H13ZM38 171H36V172H38ZM59 171H60V169H59ZM81 171V170H80ZM193 171V170H192ZM9 172V171H8ZM22 172H24V171H22ZM32 172H33V170H32ZM32 172H30L29 171V173H32ZM54 172V171H53ZM91 172L92 173H94V174H97L98 172L96 171V173L95 172H93V169L91 170ZM117 172V171H116ZM123 173H125L124 172V170L122 171ZM121 171H120V173H122ZM129 172V173H128ZM135 172V173H136ZM162 172V171H161ZM191 172V171H190ZM190 172H188V173H190ZM219 172V171H218ZM241 172H243V171H241ZM245 172V173H246ZM5 173V172H4ZM19 173H21V172H19ZM18 173V174H19ZM26 173V172H25ZM28 173V172H27ZM47 173V172H46ZM51 173V172H50ZM63 173H65V172H63ZM62 173V174H63ZM67 173V172H66ZM69 173V172H68ZM82 173H84V171H82ZM98 173V174H99ZM134 173V172H133ZM132 173V174H133ZM179 174L181 173V172H178ZM187 173V174H188ZM244 173V174H245ZM246 173V174H247ZM15 174V173H14ZM33 174V173H32ZM44 173H42V175H43ZM60 174V173H59ZM85 174H86V172H85ZM88 174V173H87ZM94 174H92V175H94ZM115 174V173H114ZM118 174H119V172H118ZM127 174H123V175H127ZM144 174V175H143ZM150 174H152V172H150ZM149 174V175H150ZM181 174H184V173H181ZM180 174V175H181ZM192 174V173H191ZM201 175L200 176H202V173H200ZM215 174V173H214ZM213 174V176L215 177V176H221V173L219 174V175H216V174H218V173H216L215 175ZM246 174H245V176L244 175H242V177L241 178H228V177H226V176H224L223 174V176H224V178H226L228 181H231V180H239V181H244V182H249V181H251V180H248L247 179V176H246ZM252 174L254 175V174H258V176L256 177V176H252ZM35 175V174H34ZM41 175V176H42ZM55 175V174H54ZM122 175V174H121ZM153 175V174H152ZM161 175H162V173H161ZM163 175H165V174H163ZM174 176H175V174H173ZM212 175V174H211ZM262 175V176H261ZM86 176V177H87ZM98 176V175H97ZM131 176H134V175H131ZM177 176V175H176ZM105 177H107V176H105ZM222 177V176H221ZM240 177V176H239ZM245 177V178H244ZM208 178V177H207ZM218 179V178H217ZM216 179V177H215V180H217ZM251 179V178H250ZM28 181V180H27ZM124 181H130V180H124ZM254 182V181H253ZM201 184V183H203V185L205 184V186H204V188L205 187H207L205 190L203 189V191H200V190H202V189H200V188H203V187H198L199 185L198 184ZM20 184V183H19ZM66 184V183H65ZM213 184V183H212ZM67 185V184H66ZM196 185H198L197 187L199 188V191H194V190H192V189H195V188H197V187H195L194 188V186H196ZM83 187V188H84ZM27 188V190L26 191H28V188H29V190H31L32 188H34V189H36L37 191H35L34 190V192H31V193H29V194H26V192H25V189ZM9 190H11V191H9ZM24 190V191H23ZM197 190V189H196ZM56 191V190H55ZM217 191V190H216ZM23 192H25V193H23ZM79 192V191H78ZM86 192V191H85ZM80 193H81V191H80ZM87 193H85V195H88ZM84 193H82V194H80V195H83ZM78 195V194H77ZM85 195H83V199H85L86 200V198H84L85 197ZM194 195H196V196H194ZM14 197H15V199H14ZM30 197H33L34 198V200H26V199H28V198H30ZM48 197H50V198H52V199H50V198H48ZM78 197H79V195H78ZM88 197V196H87ZM45 198H47L49 201H45ZM46 199V200H47ZM88 199V198H87ZM19 200H23V203H20V204H23V208H21L19 205V208L17 209V208H15L16 206H17V204H18V202H19ZM54 200V201H55ZM22 202V201H21ZM86 202H87V200H86ZM79 203V204H78ZM87 205V204H86ZM70 206V205H69ZM45 209H44V208ZM62 207H65V206H62ZM86 207V208H85ZM20 208H21V210H20ZM47 208V209H46ZM73 208H71V206H70V208H68L67 207V209L69 210V209H73ZM58 209V208H57ZM61 209V208H60ZM65 209V208H64ZM64 209H61V210H64ZM67 210V212L65 211V215L66 214H68L69 215V213H71V212H69ZM100 210H102V209H100ZM58 211V210H57ZM72 211V210H71ZM99 211V210H98ZM32 212H31V214H32ZM60 212V211H59ZM62 212V211H61ZM69 212V213H68ZM103 212V211H102ZM105 212H103V213H105ZM106 212V213H107ZM158 212H159V215H158ZM64 213V212H63ZM99 213H101V211L99 212ZM102 213V216L104 215ZM105 213V214H106ZM107 214V215H108ZM166 214V215H165ZM56 215V214H55ZM67 215V216H68ZM107 215H104V216H107ZM18 216H16V218H19ZM20 217V219H22ZM52 217V216H51ZM56 217V216H55ZM10 218H11V216H10ZM16 218H13V220L14 219H16ZM35 218V219H34ZM59 218V217H58ZM71 218V220H73ZM114 218H116L114 221H113V219ZM9 219V218H8ZM19 219V220H20ZM50 219V218H49ZM67 219V218H66ZM65 219V220H66ZM88 219H89V221H88ZM121 219H126V220H132V221H130V222H124V221H120ZM0 220V221H1ZM7 219H5V221H6ZM22 220H24V219H22ZM33 220H35V221H33ZM52 220V219H51ZM107 220H108V222H107ZM4 221V222H5ZM9 220H7V222H8ZM11 221H12V219H11ZM10 221V222H11ZM27 221H29V219L27 220ZM75 221H71V222H74L75 223ZM7 222L6 223H3L2 221L0 222V261H1V264H30V260H29V255H31V254H33V250H34V246H35V244L37 243L38 244V242H37V238L34 236V235H36L34 232V234L32 235V236H34L33 237V239L31 240V238H32V236L30 235L29 237L30 238H27V239H30V244H28L27 242H23L22 241V239H26L25 237L23 238H21V236H26L28 233V231L26 232L25 230H22L23 229V227L21 228V225H20V227L19 228H21V229H16L17 228V226H16V228H13L12 227V225L10 226L9 224L7 225ZM14 222V221H13ZM71 222H70V224H71ZM78 222H76V223H78ZM18 223V222H17ZM20 223H22V222H20ZM19 223V224H20ZM62 223V224H61ZM80 223H79V228H80ZM61 224V225H60ZM66 224V223H65ZM73 224V223H72ZM64 225V224H63ZM70 226L69 224H66V226ZM66 226L64 227V228H66ZM76 226H77V224H76ZM112 226H115L114 228H110V227H112ZM11 228V230H13L14 232H16V233H18V234H22L21 236H17V235H15V234H13V233H11V231H10V233H6V229L7 228ZM44 228V229H42V228ZM9 228V229H10ZM61 229H63V230H61ZM67 229H68V227H67ZM66 229V230H67ZM73 231H74V228L72 229ZM79 230V229H78ZM9 231V230H8ZM7 231V232H8ZM68 231H70V230H68ZM73 231H70V232H73ZM81 231H82V229H81ZM86 231V230H85ZM5 232V233H4ZM65 232V231H64ZM67 232V231H66ZM69 232V233H70ZM88 232V231H87ZM4 233V234H3ZM29 233H30V231H29ZM62 233V232H61ZM68 233V232H67ZM83 233H84V231H83ZM72 234V233H71ZM85 234H86V232H85ZM29 235V234H28ZM27 235V236H28ZM59 235L60 236H62L60 233H59ZM82 235V234H81ZM80 235V236H81ZM65 236H67L65 233H64V236H62V239L61 240H63L64 238L63 237H65ZM83 236V235H82ZM82 236H81V238H82ZM85 236V235H84ZM87 236H89V235H87ZM87 236H85V237H87ZM68 237V236H67ZM84 237V238H85ZM59 238V237H58ZM79 238V237H78ZM80 238V239H81ZM68 239V238H67ZM83 239V238H82ZM80 240V241H82L81 243H82V245L81 246H83L82 248L83 249H85L84 250V252L86 251H88V245H87V238H85V239H83V240ZM59 240H60V238H59ZM58 239H57V243L55 242L54 244L56 245H58L59 244V242L61 241H59ZM54 241V240H53ZM67 241V240H66ZM116 241H118V242H116ZM137 241V244H135V242ZM63 243H64V241H63ZM79 243V242H78ZM110 244V247L108 246V248H109V250H110V253H108L109 251H104V249H105V246L107 245V244ZM11 244H13V245H15V247H16V249H13V248H11L9 245H11ZM67 244H69V242L68 243H66L65 244V246L64 247H62V248H65L66 247V245ZM56 245V246H57ZM71 245V243L68 245V246H70ZM170 245V244H169ZM59 246V245H58ZM62 246V245H61ZM67 246V247H68ZM19 247V248H18ZM72 247V246H71ZM73 247H75V245L73 246ZM73 247H72V249H73ZM79 247V246H78ZM18 248V249H17ZM80 248V247H79ZM107 248V247H106ZM77 249V248H76ZM82 249V250H83ZM101 249V250H100ZM103 249V250H102ZM155 249H157V248H155ZM65 251H66V249H64ZM68 250V249H67ZM71 250V249H70ZM80 250V249H79ZM79 250H77V251H79ZM100 250V251H99ZM151 250V251H150ZM55 251H57V252H54V250L52 251V248H51V250H50V252H51V254H54L53 256H57L58 257V251L59 250H57V249H55ZM149 251H150V253H149ZM85 252V253H86ZM155 252V251H154ZM79 253H80V251H79ZM119 254H120V252H119ZM118 254V255H119ZM121 254H122V252H121ZM130 254V253H129ZM152 254V253H151ZM157 254V253H156ZM86 255V258L85 259H78V257H76L77 259H74V261L73 262H69V261H67V260H65L64 262H62L63 264H83V262H84V264H89V263H87V254H85ZM116 255V254H115ZM131 255V254H130ZM154 255H155V253H154ZM121 256V255H120ZM135 256V257H134ZM137 256V257H136ZM156 256V255H155ZM74 257V256H73ZM85 257V256H84ZM115 257V256H114ZM122 257V256H121ZM152 257V256H151ZM117 258V257H116ZM118 258H120V257H118ZM137 258V261L139 260ZM150 258V257H149ZM122 259V258H121ZM133 259H134V261H133ZM116 260V259H115ZM114 260V261H115ZM118 261H119V259H117ZM121 261V260H120ZM133 261V262H132ZM154 261V260H153ZM153 261H152V263H153ZM164 261V260H163ZM167 262V261H166ZM165 262V263H166ZM104 263V264H105ZM112 263H113V260H112ZM144 263V262H143ZM161 263V262H160ZM159 263V264H160ZM164 263V264H165ZM95 264H97V263H95ZM134 264H135V262H134ZM163 264V263H162ZM166 264H168V263H166Z\"/></svg>", "mask_w": 264, "mask_h": 264}, {"label": "built area", "instance_id": "built-area-1", "mask_svg": "<svg viewBox=\"0 0 264 264\" xmlns=\"http://www.w3.org/2000/svg\"><path fill=\"white\" fill-rule=\"evenodd\" d=\"M161 92L173 94V90L165 91L159 86L153 89L148 85L139 87V93H145L143 104L149 99L150 107L159 99ZM137 99L141 100V96ZM103 106L113 111V121L104 116L106 111ZM97 109L101 110L103 118L89 122L94 136L101 135L110 126L118 130L124 126L140 130L136 140L126 141L122 146L119 143L118 149H111L99 140L92 144L93 151L96 148L115 154L153 153L151 137L142 135L147 122L122 123L118 101H105ZM160 120L165 121L161 136L163 150L178 153L184 117L166 116ZM222 124L213 123L214 127ZM213 137L216 138L213 148L223 151L226 146L224 134L220 132ZM212 183L208 186L215 190L205 196L173 197L169 200L167 223L172 233V245L166 248L156 246L155 264L163 260L168 264H264V182L228 181L219 177ZM88 198L91 202L114 201L121 214L136 217L146 224L155 220L157 196L151 183L132 180L97 182L89 186Z\"/></svg>", "mask_w": 264, "mask_h": 264}, {"label": "water", "instance_id": "water-1", "mask_svg": "<svg viewBox=\"0 0 264 264\" xmlns=\"http://www.w3.org/2000/svg\"><path fill=\"white\" fill-rule=\"evenodd\" d=\"M12 195L10 192H2L0 193V212H2L5 207L11 202Z\"/></svg>", "mask_w": 264, "mask_h": 264}]
</instances>
